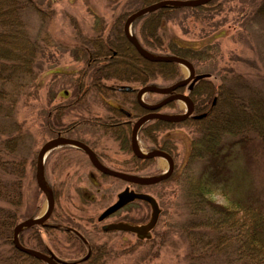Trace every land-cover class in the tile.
Listing matches in <instances>:
<instances>
[{
  "label": "trees",
  "instance_id": "trees-1",
  "mask_svg": "<svg viewBox=\"0 0 264 264\" xmlns=\"http://www.w3.org/2000/svg\"><path fill=\"white\" fill-rule=\"evenodd\" d=\"M157 1L160 0H137V4L146 6ZM213 2L209 0L194 7L157 8L137 17L131 24L134 29L140 22V33L136 38L147 52L163 55V51H169V54L188 60L196 73L209 74L188 93L195 113L205 112L204 117H190L180 122L153 119L139 129L140 138L152 140L156 147L168 153L174 145L164 137L157 140L160 131L184 124L192 133L180 181V202L175 210L177 221L167 223V230L163 234L155 232L154 238H159L160 245L170 238V233L176 234L184 249V264H264V184L258 185L255 175H259L260 170L253 169V166L264 167V89L250 74H242L232 66L219 69L213 44L200 48L182 46L176 40H163L158 30L163 20L168 21L181 11H195L199 15L209 13ZM246 3L240 25L243 31L250 33V27L264 19V0H246ZM128 8L114 17L106 30L102 27L95 35L75 41L72 53L77 60L83 59L85 65L79 76L70 82L73 98L43 113L42 126L51 134L49 139L63 136L82 140L72 137L82 118L70 123H63V118L88 96L105 103V97L115 93L106 83L108 80L129 81L137 83L138 87H166L180 80L177 63L146 60L125 38L124 19L138 9ZM30 11L40 12L35 0H0V264H46L19 251L12 243L14 226L33 218L36 213L24 197L26 167L34 160L33 151L26 144L30 134L16 119L20 102L36 90L35 82L44 63L42 40L29 32L25 20ZM63 92L66 94V90ZM116 97L121 99L120 104L131 103L137 114L146 111L135 100L133 91L117 90ZM129 135V128L116 127L119 149L131 154L124 161L123 171L140 176L129 170L140 171L149 161L134 156ZM176 177L173 171L159 183L171 182ZM213 193L222 195L227 204L214 201ZM138 203L148 206L145 202L132 201L121 209ZM166 210L164 204L163 212ZM40 228H44L49 237H54L46 223L33 225L19 233V243L42 254L53 255L62 264H108L110 251L105 243H91L71 226L59 227L57 229L64 232L70 243H75L81 251L85 248L84 254L64 259L48 249ZM71 229L75 231L71 232ZM154 238L151 234L147 240H136L139 245L151 243L139 254L140 260L156 257L157 250L151 249ZM50 240L55 241V238ZM87 248H90V254L85 259Z\"/></svg>",
  "mask_w": 264,
  "mask_h": 264
},
{
  "label": "rangeland",
  "instance_id": "rangeland-1",
  "mask_svg": "<svg viewBox=\"0 0 264 264\" xmlns=\"http://www.w3.org/2000/svg\"><path fill=\"white\" fill-rule=\"evenodd\" d=\"M242 1V2H241ZM38 11H30L25 16L29 32L38 40L44 48V63L41 72L35 82L36 90L26 100L19 104L16 119L22 123L23 128L30 134L26 144L33 151V162L26 167L24 180V197L36 212L33 217L39 216L46 208V198L38 190L35 180V156L43 142L47 141L51 134L42 126L45 117L43 113L56 106L70 101L72 96L71 80L77 78L85 65L83 59H76L72 53V47L76 40L95 35L103 27L105 30L112 19L128 10L141 8L137 0H35ZM211 11L198 14L195 11H181L176 13L168 21L163 20L159 30L163 40H176L182 46L200 48L205 45L215 47L216 66L221 69L232 66L242 74H250L256 83L264 89V19L258 21L257 26L252 25L249 32L241 29L244 9L247 8L246 0H214ZM205 17V18H204ZM140 22L130 33L138 37ZM150 27V24L148 25ZM151 29V28H150ZM147 29V32L150 31ZM139 30V31H138ZM138 39V38H137ZM141 40V37H139ZM169 54V51H163ZM250 62H254L251 63ZM253 67H251L249 64ZM179 66L180 80L186 77L187 69ZM201 72V71H200ZM199 72V73H200ZM250 77V76H246ZM69 82L67 83V81ZM107 84L138 86L129 81L108 80ZM66 90V94L63 92ZM187 92L186 90L183 92ZM162 95L144 92L141 94L143 102L158 100ZM118 97L116 103L120 104ZM93 97L88 96L86 101L76 106L63 118V123H70L84 118V110L89 105L94 113L101 112V106ZM91 105V106H90ZM188 103L184 100L175 101L170 107H165L162 112L169 116H178L184 113ZM188 125L178 124L169 126L168 129L158 133V139H170L174 145L169 148V153L174 161L175 175L171 182L158 183L153 187L142 186L137 190L151 194L161 208L156 227L151 231L164 233L167 223L177 221L175 214L177 204L180 202V190L182 186L181 176L184 171L189 152L191 130ZM84 127H78L72 137L91 140L92 137L84 133ZM159 142V141H158ZM106 143V142H105ZM100 143V144H105ZM111 147L109 154L116 149V169L122 170L130 153L125 154L119 149L117 143L108 141ZM105 144V145H106ZM136 150L147 153L156 148L152 140L137 136ZM99 150V149H98ZM97 151L99 153L100 151ZM97 156V154H95ZM44 181L47 188L53 192L54 208L50 219L46 221V227L51 228L54 237H49L44 228H40V235L46 246L55 255L66 259L74 258L85 253V248L77 247L70 243L63 231L57 228L71 226L86 237L91 243H105L110 251L108 264H184V249L179 243L176 234L170 233L169 237L159 245V238H154L151 248L157 250L156 257L139 259L149 243H136V237L129 232L112 231L103 232L100 229L102 223H110L119 220L132 221L136 224L145 223L150 214L149 206L135 204L130 208L120 209L101 223L96 222L99 213L116 199V194L128 185L117 178L103 176L93 171L83 152L74 147L59 146L50 151L43 159ZM112 167V166H110ZM167 168V162L163 158H154L145 164L140 176H154ZM240 169V168H239ZM260 170L255 175L258 185L264 184V167L253 166ZM174 180L178 181L177 183ZM95 183V184H93ZM244 184V183H243ZM130 188L134 186L129 185ZM212 199L221 204L227 201L219 193H213ZM163 202V204H162ZM164 204L166 213H164ZM55 222H60L58 225ZM56 226V227H55ZM51 241L50 239H54ZM53 242V243H51ZM159 245V248H158ZM64 258V259H65Z\"/></svg>",
  "mask_w": 264,
  "mask_h": 264
},
{
  "label": "water",
  "instance_id": "water-1",
  "mask_svg": "<svg viewBox=\"0 0 264 264\" xmlns=\"http://www.w3.org/2000/svg\"><path fill=\"white\" fill-rule=\"evenodd\" d=\"M209 0H163L156 3H153L151 5H148L146 7L140 8L132 13H130L123 24V33L125 38L128 40V42L133 46V48L138 52V54L149 61H155V62H174L177 63L187 69V75L185 78H183L180 81H177L169 86L166 87H159V86H153V85H147L143 86L141 88H133L129 85H123L120 86L119 89L121 90H136V100L138 104L143 107L145 110H149L150 112L139 117L132 127V133H131V149L135 156L142 159H151V158H163L167 162V168L165 171H163L160 174L154 175V176H147V177H137L132 174H128L119 170H113L108 167H104L94 157L89 147L82 143L79 140L67 138L63 136H56L54 138H51L47 141H45L40 148L37 151L36 157H35V180L36 184L39 188V190L43 193V195L46 198V208L45 210L36 217L25 219L19 223H17L12 231V243L16 249L19 251L32 256L34 258H37L39 260L44 261L46 264H62L58 259H56L53 255H46L38 252L37 250H34L32 248H28L26 246H23L18 241V235L19 233L30 226L33 225H45V222L50 217L53 207H54V197L52 192L47 188V186L44 184V178H43V159L44 157L55 147L59 145H71L76 148L81 149L86 153L88 156L90 162L92 165L100 172L112 176L114 178L120 179L124 182H127L128 184L136 183L140 185H151L159 183L163 180H166L173 172L174 169V163L171 158V156L164 150L161 149H152L148 153L142 154L136 150V132L138 131L139 127L144 123V121L148 119H160L167 122H180L188 117H192L194 119H200L205 116V113L192 115L193 111V105L192 101L188 97V95L179 93L177 90L183 88L188 84V82L191 80V83L189 84V87L192 86L193 82L196 80H199L204 77H208V74H195L194 68L192 64L179 56L172 55V54H164V55H155L147 52L142 45L139 43V41L134 37L130 31L129 27L134 19L141 16L142 14L149 12L151 10L161 8V7H172V6H199L202 4L207 3ZM144 92H153V93H166L168 94L167 97L162 99L156 104H147L144 103L141 99V94ZM175 100H184L186 103H188L187 109L184 111L183 114L178 116H169L164 113L159 112L158 110L165 106L166 104L175 101ZM134 200H140L145 202L149 208H150V214L149 218L145 223L141 224H130L127 222H110V223H104L101 226L102 231L104 232H110V231H123V232H129L134 234V236L138 240H147L151 237V231L155 227L159 213L160 208L158 206L157 201L155 198L148 193L144 192H136L133 189H130L129 186H125L124 189L119 191L116 194V199L114 202H112L109 206H107L104 210L101 211V213L97 216V221L102 222L104 221L109 215L113 214L114 212L120 210L128 203L134 201Z\"/></svg>",
  "mask_w": 264,
  "mask_h": 264
},
{
  "label": "flooded vegetation",
  "instance_id": "flooded-vegetation-1",
  "mask_svg": "<svg viewBox=\"0 0 264 264\" xmlns=\"http://www.w3.org/2000/svg\"><path fill=\"white\" fill-rule=\"evenodd\" d=\"M115 17H116V15H115ZM195 74H199V73H195ZM205 78H207V77L201 78L199 80H202V79H205ZM199 80L194 81L192 86L189 87V84L191 83V80H190L188 82V84L181 89L180 92L183 93L186 90L187 92H185L183 94L187 93L186 95H188V93L192 90L194 85ZM110 85H111V89H113V91L115 93L109 94L107 97H105V100H106L105 103L99 102L96 99L98 101L97 104H99L101 106V112L94 113L92 110H90L89 105L84 110L85 117L81 120L80 127L81 126L84 127V129H83L84 133L86 132V134L91 136L92 139L91 140H89V139L85 140V139L82 138V140H79V139H76V140L81 141L82 143L86 144L89 147V149L91 150L92 154L94 155V157L96 158L98 163H100L104 167H108V168L113 169V170H118V169H116V149H115V151L113 153L115 156L111 157L109 152H108L109 149H111V147L109 145H107L106 143L110 140V141H113V143H117V145H118V140H117V137H116V127L121 126V127L129 128V134H130L129 135V144H130V148H131V133H132V127L134 125V122L139 117L149 113L150 111L146 110L144 113L137 114V113L134 112V110L132 108L133 105L131 103H125V104L116 103V100H117L116 91L117 90H121V89H119L120 86L118 84H116V85L110 84ZM132 87L133 88H137V86L136 87L132 86ZM129 91H133L134 92V97L136 96L135 95L136 94V90H129ZM159 95H162L160 99H158L157 101L155 100V102H148L147 104L158 103L159 101H161L162 99H164L165 97L168 96V94H166V93H161ZM188 97H189V95H188ZM135 100H136V97H135ZM192 105H193V103H192ZM163 108H165V107L160 108L158 111L163 113L162 112ZM195 114H199V113H195V111L193 109L192 115H195ZM150 120H153V118L144 121V123L139 127V129L146 122H148ZM139 129L136 132V139H137V136H138ZM72 139H74V138H72ZM102 142L103 143L106 142L105 143L106 145L105 144H100ZM67 146H69V145H67ZM70 147H72V146H70ZM156 148H159V147H156ZM96 149L97 150L99 149L98 151H100V152L97 153ZM82 152L86 156V158L88 160V163H89V166L92 168L93 171H96V172H98L99 174H101L103 176L105 175V176H108V177H112V176L106 175V174L98 171L92 165V163L90 162V160H89L88 156L86 155V153H84V151H82ZM95 154H97V156ZM135 157H137V156H135ZM139 159H142V158H139ZM142 160L150 162L152 160V158L151 159H142ZM110 166H112V167H110ZM143 168H145V167H143ZM143 168L140 171H135V172H130V170H129V173L139 174V173L142 172ZM123 170H125V169L122 168V170L120 169L119 171L124 172ZM125 173H127V172L125 171ZM112 178H114V177H112ZM93 184H95V183H93ZM131 185L134 186L133 188H131L134 191L142 192L140 190H137L138 188H141L139 186H142V185L136 184V183H132ZM144 193H147V192L144 191ZM52 194H53V192H52ZM53 197H54V195H53ZM134 201H140V200H134ZM141 202H143V201H141ZM114 214H116V212H114L113 214L109 215L106 219H108L109 217H111ZM114 222H116V221H114ZM72 230L75 231L74 229H71V232H72ZM86 250H87L86 251V255L84 257L85 259L90 254V248H87Z\"/></svg>",
  "mask_w": 264,
  "mask_h": 264
},
{
  "label": "bare ground",
  "instance_id": "bare-ground-1",
  "mask_svg": "<svg viewBox=\"0 0 264 264\" xmlns=\"http://www.w3.org/2000/svg\"><path fill=\"white\" fill-rule=\"evenodd\" d=\"M165 87V86H164ZM152 93V92H151Z\"/></svg>",
  "mask_w": 264,
  "mask_h": 264
}]
</instances>
